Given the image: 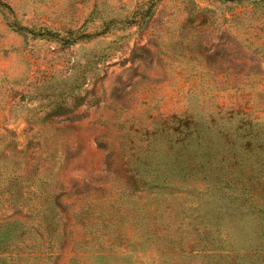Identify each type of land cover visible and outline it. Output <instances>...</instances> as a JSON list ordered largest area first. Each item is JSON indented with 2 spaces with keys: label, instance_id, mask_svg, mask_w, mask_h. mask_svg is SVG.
Returning a JSON list of instances; mask_svg holds the SVG:
<instances>
[{
  "label": "rangeland",
  "instance_id": "374dc122",
  "mask_svg": "<svg viewBox=\"0 0 264 264\" xmlns=\"http://www.w3.org/2000/svg\"><path fill=\"white\" fill-rule=\"evenodd\" d=\"M0 264H264V0H0Z\"/></svg>",
  "mask_w": 264,
  "mask_h": 264
}]
</instances>
